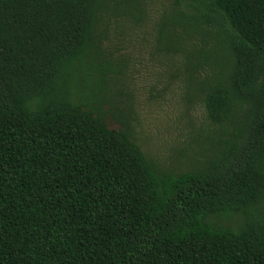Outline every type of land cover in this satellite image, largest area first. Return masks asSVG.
I'll return each instance as SVG.
<instances>
[{"label":"trees","instance_id":"trees-1","mask_svg":"<svg viewBox=\"0 0 264 264\" xmlns=\"http://www.w3.org/2000/svg\"><path fill=\"white\" fill-rule=\"evenodd\" d=\"M109 11L141 20L139 0H0V264H264V0H174L160 21L213 127L179 174L74 100L100 106L115 73Z\"/></svg>","mask_w":264,"mask_h":264},{"label":"rangeland","instance_id":"rangeland-1","mask_svg":"<svg viewBox=\"0 0 264 264\" xmlns=\"http://www.w3.org/2000/svg\"><path fill=\"white\" fill-rule=\"evenodd\" d=\"M173 1L139 0L138 21L120 11L103 13L97 29L101 57L115 73L101 86L100 106L87 102V87L74 100L102 114L108 129L125 132L159 170L179 174L203 160L213 127L200 96L188 91L183 58L156 51L160 21ZM259 212L264 216V204ZM212 221L232 229L241 224L240 216Z\"/></svg>","mask_w":264,"mask_h":264}]
</instances>
